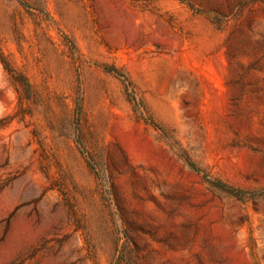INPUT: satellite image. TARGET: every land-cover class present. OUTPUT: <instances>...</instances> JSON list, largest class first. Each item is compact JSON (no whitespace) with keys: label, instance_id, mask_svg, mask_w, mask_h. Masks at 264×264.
I'll list each match as a JSON object with an SVG mask.
<instances>
[{"label":"rangeland","instance_id":"1","mask_svg":"<svg viewBox=\"0 0 264 264\" xmlns=\"http://www.w3.org/2000/svg\"><path fill=\"white\" fill-rule=\"evenodd\" d=\"M0 264H264V0H0Z\"/></svg>","mask_w":264,"mask_h":264},{"label":"bare ground","instance_id":"2","mask_svg":"<svg viewBox=\"0 0 264 264\" xmlns=\"http://www.w3.org/2000/svg\"><path fill=\"white\" fill-rule=\"evenodd\" d=\"M157 68H159L160 70H162L161 67H159V63H157V62H153V63L151 64V66L149 67V69H148V74H149V76H152V72H153V70H154V69H157Z\"/></svg>","mask_w":264,"mask_h":264}]
</instances>
